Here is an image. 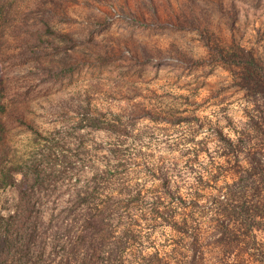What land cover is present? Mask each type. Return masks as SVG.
<instances>
[{"label": "rangeland", "instance_id": "rangeland-1", "mask_svg": "<svg viewBox=\"0 0 264 264\" xmlns=\"http://www.w3.org/2000/svg\"><path fill=\"white\" fill-rule=\"evenodd\" d=\"M14 1L0 119L13 159L39 157L30 128L65 138L58 209L94 173L113 176L103 256L115 264H264V220L225 235L213 221L228 187L254 180L246 152L264 163V101L257 112L238 69L207 46L264 66V0ZM13 193L0 192V209ZM222 235L231 245L215 249Z\"/></svg>", "mask_w": 264, "mask_h": 264}, {"label": "trees", "instance_id": "trees-1", "mask_svg": "<svg viewBox=\"0 0 264 264\" xmlns=\"http://www.w3.org/2000/svg\"><path fill=\"white\" fill-rule=\"evenodd\" d=\"M14 4V0H0V63L2 47L15 25L11 16ZM207 46L211 58L224 60V65L230 69H238L243 80L240 86L260 113L259 100L264 101V66L242 47L230 52L209 43ZM5 99L6 88L0 80V116H7L11 111ZM7 125L8 122L0 119V192L11 189L14 198L11 206H7L10 202H5L0 209V264H115L112 257L103 256L106 241L112 234L107 223L117 208L111 203L108 192L113 176L94 173L89 182L69 191L66 206L58 209L56 203L62 194L54 187L70 178L68 156L61 146L65 138L57 130L43 135L30 128L33 143L42 146L39 157L13 159ZM228 143L233 145L231 140ZM245 156L250 161L254 180L239 195L228 187L226 200L215 202L213 221L216 227L224 228V235L229 234L237 222L247 224L250 220L248 226L254 230L256 221L264 220V163L251 151ZM183 222L179 232L186 235L187 220ZM224 235L215 249L223 250L231 245ZM190 239L191 250L195 251L199 238ZM116 249L114 245L109 255L113 256ZM195 262L194 258L193 264Z\"/></svg>", "mask_w": 264, "mask_h": 264}]
</instances>
